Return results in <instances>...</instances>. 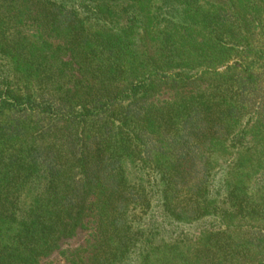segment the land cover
<instances>
[{
  "label": "trees",
  "instance_id": "1",
  "mask_svg": "<svg viewBox=\"0 0 264 264\" xmlns=\"http://www.w3.org/2000/svg\"><path fill=\"white\" fill-rule=\"evenodd\" d=\"M54 253L264 264V0H0V264Z\"/></svg>",
  "mask_w": 264,
  "mask_h": 264
},
{
  "label": "rangeland",
  "instance_id": "2",
  "mask_svg": "<svg viewBox=\"0 0 264 264\" xmlns=\"http://www.w3.org/2000/svg\"><path fill=\"white\" fill-rule=\"evenodd\" d=\"M85 238H86L85 232L79 231L77 233V235L73 239H71V240H69L67 242H64L61 245V247L62 248H67V247L80 246V245H82L84 243ZM60 261H61V259H60L59 255L57 253H54L49 259H47L46 261L42 262V264L58 263Z\"/></svg>",
  "mask_w": 264,
  "mask_h": 264
}]
</instances>
